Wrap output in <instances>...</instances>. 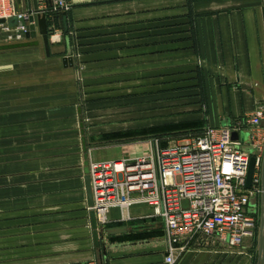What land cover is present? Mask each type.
<instances>
[{
    "label": "crops",
    "instance_id": "obj_1",
    "mask_svg": "<svg viewBox=\"0 0 264 264\" xmlns=\"http://www.w3.org/2000/svg\"><path fill=\"white\" fill-rule=\"evenodd\" d=\"M65 1L67 11L48 16V53L37 31V46L0 51V264H164L163 226L146 205L133 206L127 223L112 209L109 228L127 232L94 246L82 138L88 160H112L123 145L88 144L114 142L125 129L87 127L80 96L99 92L108 105L122 104L123 94H165L164 106L184 110L158 123L175 128L158 137L245 127L264 106V0ZM14 5L28 11L32 1ZM127 146L134 155L146 149ZM258 235L236 248L195 236L174 264H257Z\"/></svg>",
    "mask_w": 264,
    "mask_h": 264
},
{
    "label": "built area",
    "instance_id": "obj_2",
    "mask_svg": "<svg viewBox=\"0 0 264 264\" xmlns=\"http://www.w3.org/2000/svg\"><path fill=\"white\" fill-rule=\"evenodd\" d=\"M51 13L65 12V0H50ZM28 11L15 8L14 0H0V19L17 18L15 27L0 24V45L25 41ZM49 38H52L50 36ZM264 106L255 108L247 122L201 131L148 139L139 154L127 153L121 159L88 160L92 207L100 236L111 224L109 212L118 209L121 223L132 220L135 205L152 209L164 232V264H174L184 252L182 242L195 236L217 237L230 247H239L258 229L249 201L261 195V165L264 136L259 122ZM249 134V150L242 149L232 132ZM250 157L254 174L250 189L245 179ZM186 201L187 208H181Z\"/></svg>",
    "mask_w": 264,
    "mask_h": 264
},
{
    "label": "rangeland",
    "instance_id": "obj_3",
    "mask_svg": "<svg viewBox=\"0 0 264 264\" xmlns=\"http://www.w3.org/2000/svg\"><path fill=\"white\" fill-rule=\"evenodd\" d=\"M77 82H80L79 77H77ZM78 86L80 85L78 84ZM104 95L105 94L95 92L91 94V99L88 97L82 98L80 96L79 106L83 109V117L87 127L90 126L98 132L111 130L112 128L125 129L113 138L116 139L114 142H104L103 139H93L88 144L89 149L103 147L106 144L123 145V147L119 148L117 156L113 159H121L122 156L124 157L131 148V146H127L128 144H141L147 139L156 138L173 131L175 129L174 127H166L165 125L158 123L178 120L180 117L179 113L184 110L180 109V107L169 106L167 101V104L164 106L163 102L165 94L155 93L154 97L151 94L150 96H148L149 94H123L124 97L122 104H120L119 101L118 104L113 103L108 105L105 103L103 98ZM133 98L137 99V103H129ZM148 124H152V126H148ZM129 128H135V130H127ZM246 133V131H242L240 133V139L245 138V140H248L249 137L248 135H245ZM181 208H187L186 201L181 202ZM255 217L257 218L259 231L260 211L255 214Z\"/></svg>",
    "mask_w": 264,
    "mask_h": 264
},
{
    "label": "water",
    "instance_id": "obj_4",
    "mask_svg": "<svg viewBox=\"0 0 264 264\" xmlns=\"http://www.w3.org/2000/svg\"><path fill=\"white\" fill-rule=\"evenodd\" d=\"M29 1V0H28ZM32 1V7L29 5L28 12L30 13L28 16V31L25 34V41L21 43L16 44H4L0 45V51L5 50H15V49H21V48H27V47H33L37 46L39 43L38 41L34 40L36 38V31L41 36L42 43L45 47L46 52L48 53V43H49V37L51 36L52 27H49V18L50 12H51V1L48 0V6L45 9H39L37 0H31ZM64 31L67 30V23H66V16L65 13L61 14ZM6 23L8 27H15L18 23L16 17L9 18L7 20L0 19V24ZM64 67H72V60L70 57L64 58L62 60ZM81 127V134L83 135V124L80 123ZM259 127H264V119H262L259 122ZM240 135V134H239ZM239 135L236 132H232L231 138L232 140L236 141L239 139ZM245 135L249 134L246 133ZM246 137V136H245ZM241 140L244 142L246 141L245 138H241ZM82 145L83 150L85 152L84 155V185H85V191H86V200L87 205L89 208L92 207V197H91V190H90V183H89V177H88V156L86 153V144L84 138H82ZM254 165H255V159L254 157H250L247 173H246V179H245V188L250 189L251 182H252V176L254 174ZM260 203V223H259V235H258V256H257V264H264V155L262 159V165H261V195L259 199L253 198L249 201V210L248 212L250 214H256L257 212V204ZM90 218V226L92 229V239L94 246L96 248L102 247V243L100 241V234L97 229L96 221L94 212L91 210L89 214ZM127 228H117V229H108L106 230V235H115L119 233H126Z\"/></svg>",
    "mask_w": 264,
    "mask_h": 264
}]
</instances>
